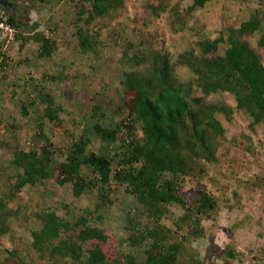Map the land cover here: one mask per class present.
I'll return each mask as SVG.
<instances>
[{"label": "trees", "instance_id": "1", "mask_svg": "<svg viewBox=\"0 0 264 264\" xmlns=\"http://www.w3.org/2000/svg\"><path fill=\"white\" fill-rule=\"evenodd\" d=\"M34 1L44 5L46 2ZM64 1L69 4L71 13L69 26L73 29L76 46L74 62L99 59L102 48L106 47L100 22L117 16L127 1L53 0V3ZM165 1L155 0L150 5L152 10L156 9L153 12L162 9ZM209 1L193 0L187 14L202 9ZM226 1L245 4L252 0ZM258 3L259 8L249 20L241 22L238 28L225 27V40L222 36L203 39L196 42L199 54L185 48L177 55L175 64L186 67L193 75L186 82L179 80L174 73L171 53L163 45L147 54L136 50L131 42L117 45L118 63L124 67L117 93L128 114L121 122L110 124L94 95L89 115L84 120L70 119L74 129L67 131L70 143L67 149L52 144L51 130L52 126H63L67 120L56 87L66 85L65 95L76 91V87L67 84L70 79L65 70L70 65L53 75L44 72V77L40 78L34 73L27 80L23 77L20 83H14L17 84L14 88L21 93H29L31 89L34 95L31 104L22 97L16 98L15 92L11 96L13 108L34 127L31 132L27 131L32 145L19 149L16 144L13 150L12 163L17 174L6 199L11 200L24 187L43 184L53 176L59 186L70 184L74 197L90 191L97 199L92 211L95 216L86 213L74 225L53 211L38 214L41 225L30 232L32 242L28 248L31 251L46 255L48 264L180 263L186 256L189 239H199L206 233L202 221L214 222L216 219V198L199 190L196 197L187 202L181 187L186 177L195 178L196 165L200 162L218 160L216 155L224 141L225 129L216 115L222 114L231 120L234 111L244 110L252 119V126L264 122V64L258 53L260 48L264 51V34L257 49L249 48L246 43L250 35L262 28L259 16L264 11V0H258ZM28 10L25 8L24 12ZM8 18L15 30L14 41L21 55L18 63L31 70L32 66L39 67L33 64L34 60L54 59L57 41L39 28L38 20L18 19L13 12ZM49 19L48 16L47 23ZM178 25L177 31H181L180 26L185 24L180 19ZM224 41L227 47L219 56L218 44ZM29 43L39 45L37 53L31 52L34 60L29 59V53L22 56ZM9 57L0 53V83L5 82L13 70ZM83 82L87 81L83 79ZM212 94L227 97L228 101L207 103L206 98ZM11 120L12 124L4 127L19 130L15 119ZM95 138L101 143L97 152L91 150ZM246 139L249 144L243 153L254 155L257 146H253L250 138ZM120 187L136 205L123 210L124 228L130 232L127 241L131 247L148 243L143 261L106 247L108 236L99 228L101 213L112 207V196ZM172 204L179 206L182 214L173 223L175 229L169 230L160 221L169 213ZM11 213L0 199V235L10 232L8 218ZM227 232L232 237L231 232ZM215 252V248H209L207 255ZM6 253L7 257L0 264H26L18 249ZM216 256L223 258V264L240 261L239 252L231 244ZM254 264L263 262L257 259Z\"/></svg>", "mask_w": 264, "mask_h": 264}, {"label": "rangeland", "instance_id": "2", "mask_svg": "<svg viewBox=\"0 0 264 264\" xmlns=\"http://www.w3.org/2000/svg\"><path fill=\"white\" fill-rule=\"evenodd\" d=\"M126 1L125 8L119 11L117 16L100 22L103 26L102 39L106 44L101 50V57L75 63L76 46L72 36L73 29L69 26V4L65 1L53 3V0H46L44 5L34 0H15V18L32 22L38 20L39 28L57 41L58 50L53 60L35 61L32 53H37L39 45L29 43L22 56L29 53V59L39 66H32L31 70L25 69L24 65L17 62L21 55L15 47L6 54L10 56L13 70L7 80L0 83V199L4 200L12 213L8 218L9 234L0 235V261L7 257V251L15 248L24 257L26 264H48L46 255L35 253L28 248L32 242L30 232L41 225L38 217L40 213L53 211L59 217L66 218L72 225L86 213L88 216H95L92 214L97 200L94 192L88 191L76 198L72 195L71 185H57L54 176L35 187L26 186L13 199H6L9 186L17 174V169L12 163L13 150L16 144L19 149L32 145L28 140V132H31L34 124L28 125L11 102L13 92L16 98L22 97L27 104H31L34 99L31 89L29 93L23 94L14 88L23 77L27 80L35 73L41 78L44 77V72L53 75L58 70H63L67 64L70 65L65 70L70 79L67 84L76 87V91L65 95L66 85L56 87L67 120L63 126H52L51 130L54 136L51 139L52 144L56 148L67 149L70 146L67 131L74 129L70 119L74 117L84 120L90 113L91 98L96 96L95 101L104 109L105 119L110 124L121 122L128 114V109L117 93L124 69L118 63L117 45L131 42L136 46V50H143L145 54L163 45L164 49L171 53L174 73L179 80L186 82L193 75L186 67L175 64L177 55L185 48L193 49L194 53L199 54L200 49L196 42L203 39L213 40L222 36L225 40V27H237L241 20H249L254 10L259 8L258 0L245 4L235 1L229 3L230 8L224 11L222 6L216 3L220 0H214L211 3L213 5H207L204 11L200 9L187 14V8L193 0H166L163 8L154 13L153 10L156 9L152 10L150 5H153L155 0ZM25 8L29 10L24 12ZM23 13L25 15H22ZM48 16L50 19L47 23ZM259 18L262 28L246 39L247 46L251 49L258 48V41L264 34V11ZM180 19L185 25H181L182 30L177 31ZM141 42L144 43L140 44ZM226 47L225 41L218 44L217 54L222 56ZM2 52L0 48V53ZM258 53L264 64V51L260 48ZM81 76L87 82H83ZM220 100L228 101V98L218 94L206 98L207 103ZM12 118L20 127L19 130L4 127L6 124H12ZM216 118L225 129L224 141L216 155L218 160L212 163L200 162L196 165L195 178L186 177L181 184L182 194L187 202L196 197L199 190H204L216 198V219L214 222L202 221L206 233L199 239H189L186 256L181 258L179 264H223V258L217 257L216 254H221L228 244L233 245L240 254V261L235 260L232 264H254L257 259H261L264 264V122L252 126V119L244 110L234 111L231 120L225 119L222 114H217ZM246 138L252 140L254 147L257 146L254 155L243 153V149L249 144ZM92 140L91 150L97 152L101 145L100 140ZM112 199L114 204L101 213L102 221L99 225L108 236L106 247L129 253L137 261H143L148 243L131 247L127 241L130 232L124 228L123 210L136 205L129 195L123 194L121 187ZM168 210L169 213L162 217L160 224L166 229L174 230L173 223L182 214V210L173 204ZM227 230L231 232L232 237ZM209 248H215L217 253L207 255Z\"/></svg>", "mask_w": 264, "mask_h": 264}, {"label": "built area", "instance_id": "3", "mask_svg": "<svg viewBox=\"0 0 264 264\" xmlns=\"http://www.w3.org/2000/svg\"><path fill=\"white\" fill-rule=\"evenodd\" d=\"M15 30L11 26L8 13L0 9V47L2 53L8 54L9 50H18V44L14 41ZM10 48V49H9Z\"/></svg>", "mask_w": 264, "mask_h": 264}, {"label": "crops", "instance_id": "4", "mask_svg": "<svg viewBox=\"0 0 264 264\" xmlns=\"http://www.w3.org/2000/svg\"><path fill=\"white\" fill-rule=\"evenodd\" d=\"M213 1H214V0H210L209 2H207V3L205 4V6L202 8V11H204V10H205V7H206L207 5H210ZM221 2H222V4H221ZM231 2H235V1L220 0V1H217L216 3L219 4V5H221L222 8H223V10L226 11V10H228V9L230 8V7H229V5H230L229 3H231ZM4 3H6V2L3 1V4H4ZM211 5H213V4H211ZM214 5H216V4H214ZM243 21H246V20H241L240 23L243 22ZM240 23H239V25H240ZM239 25H238V26H239ZM238 26L235 27V28H238Z\"/></svg>", "mask_w": 264, "mask_h": 264}, {"label": "flooded vegetation", "instance_id": "5", "mask_svg": "<svg viewBox=\"0 0 264 264\" xmlns=\"http://www.w3.org/2000/svg\"><path fill=\"white\" fill-rule=\"evenodd\" d=\"M0 9L5 10L8 14H10L12 12L14 13L16 10L15 0H10V1L6 0V3H4L3 6H0Z\"/></svg>", "mask_w": 264, "mask_h": 264}, {"label": "bare ground", "instance_id": "6", "mask_svg": "<svg viewBox=\"0 0 264 264\" xmlns=\"http://www.w3.org/2000/svg\"><path fill=\"white\" fill-rule=\"evenodd\" d=\"M3 1L6 2V0H0V6H3Z\"/></svg>", "mask_w": 264, "mask_h": 264}]
</instances>
